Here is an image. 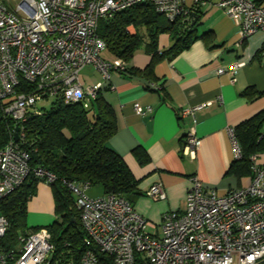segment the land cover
I'll return each instance as SVG.
<instances>
[{
	"label": "built area",
	"instance_id": "built-area-1",
	"mask_svg": "<svg viewBox=\"0 0 264 264\" xmlns=\"http://www.w3.org/2000/svg\"><path fill=\"white\" fill-rule=\"evenodd\" d=\"M142 3L152 5L170 22L206 5L204 0H194L191 8L185 0H22L13 10L0 0V103L3 116L11 118L16 129L20 127L19 140H15V129L0 148V200L18 189L31 172L23 130L30 113L42 114L38 105L52 98L82 103L89 109L112 72L127 71L123 59L101 58L107 48L98 35L99 22ZM218 6L235 22L237 47L264 32V8L255 0H223ZM89 65L102 77L94 86H86L82 77ZM244 65L236 62L218 73L235 76ZM151 86L160 89L156 83ZM206 106L184 109L181 117L195 118ZM134 109L140 116L147 111L138 103ZM229 133L235 159L240 160L242 150L234 129ZM199 147L194 126L185 137L183 154L195 159ZM252 160V184L224 196L199 178H191L186 210L165 214L160 232L122 195L90 197L89 185L64 182L85 233L81 253L68 243L65 252L57 253L49 228L21 236L15 248H4L9 224L0 216V264H262L264 168L256 164V157ZM35 175L48 185L57 181L40 168ZM146 195L159 201L166 198V190L157 183Z\"/></svg>",
	"mask_w": 264,
	"mask_h": 264
},
{
	"label": "crops",
	"instance_id": "crops-1",
	"mask_svg": "<svg viewBox=\"0 0 264 264\" xmlns=\"http://www.w3.org/2000/svg\"><path fill=\"white\" fill-rule=\"evenodd\" d=\"M204 1L197 29V36L202 38L179 55L157 62L153 66L156 82L143 73L151 63V55L139 50L127 62L132 74L112 72L101 90L116 115L117 131L108 146L123 158L138 181L142 195L133 204L134 209L156 224L159 232L165 214L186 210L191 178H199L220 196L247 188L253 180L247 170L238 173V167L234 168L236 159L229 130L264 110V32L237 47L235 22L218 6L223 0ZM255 1L264 8V0ZM185 5L193 7L194 0H185ZM128 30L137 34L134 27ZM173 44L169 35L160 36L161 52ZM236 62L245 65L235 76L218 73ZM88 67L82 70V77L86 86H94L102 77L95 68L97 77L83 76ZM152 83L160 89L152 88ZM248 89L262 95L257 99L244 95ZM136 103L147 109L143 116L135 112ZM203 104L207 106L195 118L181 117L182 110ZM194 126L200 147L196 158L191 159L183 154V148L185 137ZM256 164L264 168V153L256 156ZM157 183L166 190V198L159 201L146 195ZM89 189L86 193L90 197L104 195L101 188H92V192ZM37 206L47 211L55 206L52 188L43 182L28 208L33 211Z\"/></svg>",
	"mask_w": 264,
	"mask_h": 264
},
{
	"label": "trees",
	"instance_id": "trees-1",
	"mask_svg": "<svg viewBox=\"0 0 264 264\" xmlns=\"http://www.w3.org/2000/svg\"><path fill=\"white\" fill-rule=\"evenodd\" d=\"M201 18V10L198 9L170 22L152 5L142 3L112 18L101 19L98 35L106 43L112 60L120 58L129 62L141 49L151 55V63L143 73L152 77L151 82H156L153 66L157 62L179 55L202 38L197 36ZM129 27H134L137 34L132 35ZM163 34L169 35L174 44L161 52L159 39ZM126 72L132 74L129 69ZM244 95L257 99L262 94L248 89ZM1 108L0 103V148L8 143L16 129V123L3 116ZM39 109L42 114L31 112L23 124L24 148L31 155V172L18 189L0 200V216H4L9 224L2 245L7 249L15 248L21 236L44 228H29L26 223L28 204L37 195L38 185L45 183L35 175V170L40 168L57 177L56 182L49 184L54 194L57 220L49 230L57 245V253L68 249L66 243L81 253L85 233L74 206V197L64 182L98 187L104 195L120 194L132 204L142 193L123 158L108 146L117 131L116 115L101 93L89 109H85L82 103L66 104L60 98L55 99L49 108ZM234 131L242 150V158L234 162V168L238 167V173L247 170L253 175L252 158L264 153V110L238 125ZM59 215H62L61 225L58 223ZM64 226L65 230L60 233Z\"/></svg>",
	"mask_w": 264,
	"mask_h": 264
},
{
	"label": "rangeland",
	"instance_id": "rangeland-1",
	"mask_svg": "<svg viewBox=\"0 0 264 264\" xmlns=\"http://www.w3.org/2000/svg\"><path fill=\"white\" fill-rule=\"evenodd\" d=\"M7 5L13 9V10H16L17 6L19 5V3L22 1V0H4ZM143 49H141L140 51H142ZM101 58L106 60V61H112V55L107 51L105 50L102 55H101ZM93 66L89 65L88 69L83 71V76H85L86 74H89V75H94L95 77L96 76V72L99 73L98 71L94 72L93 71ZM100 74V73H99ZM101 75V74H100ZM105 83V82H104ZM55 99L52 98L50 100H47V101H44L42 103H40L38 105V108L40 107H46V108H49L51 106V103L54 101ZM93 188V187H92ZM90 188L89 190L92 192L93 189ZM94 188H98V187H94ZM29 206V204H28ZM35 209V210H34ZM33 211H30L29 208H28V214H27V219H26V223H27V227L29 228H33V227H36V226H39V227H44V228H49L50 226H52L55 222H57L56 220V214H55V206L52 208V210L50 211H47L45 210L44 208H39L38 206L36 208H34ZM78 213V212H77ZM58 223L61 225L62 224V215H59V220H58ZM66 226H64L61 230H60V233L65 230ZM147 232L149 234H153L154 235V230H152L151 228H148L147 229Z\"/></svg>",
	"mask_w": 264,
	"mask_h": 264
},
{
	"label": "water",
	"instance_id": "water-1",
	"mask_svg": "<svg viewBox=\"0 0 264 264\" xmlns=\"http://www.w3.org/2000/svg\"><path fill=\"white\" fill-rule=\"evenodd\" d=\"M19 132H20V127H17V129H16V135H15V140L16 141L19 140Z\"/></svg>",
	"mask_w": 264,
	"mask_h": 264
}]
</instances>
